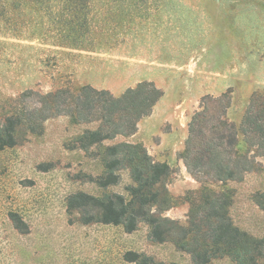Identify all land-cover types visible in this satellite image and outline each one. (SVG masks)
I'll return each mask as SVG.
<instances>
[{
	"label": "rangeland",
	"instance_id": "1",
	"mask_svg": "<svg viewBox=\"0 0 264 264\" xmlns=\"http://www.w3.org/2000/svg\"><path fill=\"white\" fill-rule=\"evenodd\" d=\"M113 1L0 0V117L27 91L89 85L118 97L153 82L163 95L152 113L109 144H142L170 166L157 188L176 204L162 217L186 227L190 202L211 190L229 196L233 226L263 237L264 159L220 184L194 177L179 155L204 98L228 93L227 120L239 127L251 97L264 94V0ZM87 127L50 118L36 134L18 128L16 144L0 148V264H192L176 230L159 243L145 223L131 232L87 223V195L124 194L129 183L120 172L116 186L98 184L99 162L77 144Z\"/></svg>",
	"mask_w": 264,
	"mask_h": 264
},
{
	"label": "trees",
	"instance_id": "2",
	"mask_svg": "<svg viewBox=\"0 0 264 264\" xmlns=\"http://www.w3.org/2000/svg\"><path fill=\"white\" fill-rule=\"evenodd\" d=\"M31 95L37 96L34 103L27 101ZM162 95L150 81L127 88L118 97L89 85L64 86L44 94L27 91L11 102L5 117H0V148L16 144L18 128L36 134L50 118L64 116L71 124L91 126L78 137L77 144L99 162L102 173L98 184L116 186L120 172L128 175L129 183L124 194L112 193L100 199L87 195V223L121 225L126 232L145 223L151 239L159 243L167 241L176 230L178 237L173 241L191 256L192 264H210L218 256H226L234 264H260L264 259V236L252 237L232 225L226 215L231 203L226 193L200 190L198 199L190 202L187 226H178L161 216L176 201L165 189L157 188L170 176V166L154 161L142 144H109L117 137L132 136L138 122L152 113ZM199 106L188 123V136L179 159L197 179L205 177L220 184L240 181L254 169L257 158L264 159V94L251 97L239 127L227 120L228 93L216 99L206 97Z\"/></svg>",
	"mask_w": 264,
	"mask_h": 264
}]
</instances>
